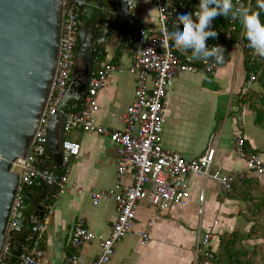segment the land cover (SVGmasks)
<instances>
[{
	"label": "crops",
	"instance_id": "1",
	"mask_svg": "<svg viewBox=\"0 0 264 264\" xmlns=\"http://www.w3.org/2000/svg\"><path fill=\"white\" fill-rule=\"evenodd\" d=\"M199 2L188 0L180 6L172 20L171 30L179 26L181 12L190 11L193 19H197L195 11L199 9ZM153 8L159 25L155 0H139L136 18L133 19L149 32L159 28L155 22L145 21ZM228 18L222 14L214 18L210 27L218 32V36L207 38L209 47L226 28ZM127 28L123 29L125 32L121 31L120 37L113 35L96 56L122 69V72L115 70L109 75L105 87L97 95L100 109L93 115L97 125L118 131L125 129L121 117L134 102L137 88L136 76L128 72L134 63V53L133 47L126 43ZM171 42L183 60L196 62V58L191 56L192 49L180 51L175 42ZM224 55L226 62L215 74L184 73L171 81L165 99L162 139L165 149L194 159L204 154L211 136L215 135L214 166L233 172L244 169L246 165L235 150V142L241 136L245 139L247 153L257 155L264 162V125L247 102L252 94L261 95L263 88L256 81L246 91L251 73L247 69L245 53L228 51ZM257 57L264 59V55L258 53ZM151 87L149 79L148 88ZM67 138L77 141L81 150L79 157L69 164L68 189L57 199L54 213L41 233V247L45 252L43 264L63 263L70 250L73 227L80 220L98 239L79 248L78 264H89L95 260L101 253L100 241L110 236L118 211L112 199L94 206L92 192L109 190L117 185L120 190L134 181L133 170L118 176V145L109 137L77 128ZM244 190L235 186L230 193H225L216 182L205 183L195 175L191 178V196L185 206L173 204L167 211H157L145 203L141 204L132 232L116 244L108 264H191L200 232L212 233L209 249L216 251L218 258L230 249L233 254L241 256L242 252L244 258L252 257L255 261L256 247L264 242V193L254 194L256 199L251 201L243 197ZM202 194L203 202L200 201ZM31 215L35 214L32 212ZM149 221L152 224V241L143 247L135 232L142 230ZM235 257L230 259L227 253L222 264H236Z\"/></svg>",
	"mask_w": 264,
	"mask_h": 264
},
{
	"label": "built area",
	"instance_id": "2",
	"mask_svg": "<svg viewBox=\"0 0 264 264\" xmlns=\"http://www.w3.org/2000/svg\"><path fill=\"white\" fill-rule=\"evenodd\" d=\"M187 1L155 0L160 25L155 32L147 31L134 20L129 21L126 43L133 47L134 63L128 72L136 76L137 88L134 102L121 117L125 123V129L122 131L99 126L93 121L94 113L100 109L97 102L99 91L105 87L113 71L122 72V69L115 65L94 57L93 73L85 100L81 107L77 108V105L66 114L65 139L62 144L63 174L55 192L47 200L43 218L31 215L30 222L33 227L24 238L18 264H43L45 252L41 247V233L45 230L46 221L54 213L57 199L68 189L66 184L70 171L69 164L79 157L80 144L67 138V135L77 128L107 136L118 145L119 177L126 175L130 170L134 171V181L131 185L120 190L117 185L109 190L92 192L94 206H98L103 200L112 199L116 204L118 215L112 224L110 236L100 241V255L89 264L110 262L115 253L116 244L132 232L137 209L141 204L145 203L157 211H167L173 204L185 206L191 196V178L195 175L200 176L205 183L216 182L225 193H230L236 185L242 184L249 177H255L264 184V162L257 155L247 153L243 136L237 138L235 150L239 157L245 160L246 165L244 169L233 172H226L222 167L214 166L215 135L211 136L204 154L194 159H187L183 154L163 147L165 99L171 81L184 73L215 74L217 69L226 62V55L222 61L213 63L197 58L194 63L183 60L178 55L171 39L165 40L164 31H171L173 18L179 7L184 6ZM250 2L251 0H237L235 6H245L250 9ZM65 8L60 53L52 91L29 153L24 159H18L12 166V171L20 175V185L7 226V234L10 238L14 237L17 226L16 218L25 202L23 185L25 184L33 191L44 186L50 179V168L40 167L41 162L51 159L48 151L47 123L57 111L70 83L82 21L80 3L65 0ZM145 31L148 39L144 38ZM244 31L240 19H233L229 16L226 28L222 30L213 45H223L225 54L228 51L243 52L249 61L253 62L257 58V53L249 46ZM235 32L237 35L234 37ZM149 79L152 81L150 89L148 88ZM256 81L255 74L251 73L246 91ZM203 200L204 194L200 196V201L203 202ZM151 229L152 224L149 221L142 230L135 232L140 238L141 246L145 247L151 243ZM97 239V235L85 226L83 220L76 222L72 231L70 250L62 264H78L79 248ZM211 239V232L199 233L195 257L191 264H217V252L209 249ZM7 250L8 243L4 255Z\"/></svg>",
	"mask_w": 264,
	"mask_h": 264
},
{
	"label": "water",
	"instance_id": "3",
	"mask_svg": "<svg viewBox=\"0 0 264 264\" xmlns=\"http://www.w3.org/2000/svg\"><path fill=\"white\" fill-rule=\"evenodd\" d=\"M73 2L80 3L82 11L79 45L70 83L47 123L50 179L35 191L23 185L25 202L10 238L7 226L20 185L12 166L29 153L52 91L66 8L65 0H0V264H18L24 238L33 227L32 212L43 218V203L57 188L63 174L66 114L85 100L95 51L113 35L120 37L137 14L136 8L134 13L125 11L126 0Z\"/></svg>",
	"mask_w": 264,
	"mask_h": 264
},
{
	"label": "clouds",
	"instance_id": "4",
	"mask_svg": "<svg viewBox=\"0 0 264 264\" xmlns=\"http://www.w3.org/2000/svg\"><path fill=\"white\" fill-rule=\"evenodd\" d=\"M256 2L261 9H264V0H256ZM138 3L139 0H126L125 11L134 13ZM220 14L225 17L231 16L233 19L239 18L244 26V35L249 41V46L259 55H264V21L260 19L258 12H253L245 6H235L233 0H200L199 9L195 11L197 19H193V13L190 11L180 13L179 26L171 31L165 30V40L174 41L180 51L192 49L193 58L203 59L209 63L222 61L224 46L215 44L209 47L207 45L208 37L218 36V32L210 25ZM145 21L156 23L154 8L149 10ZM144 38L148 39L146 31Z\"/></svg>",
	"mask_w": 264,
	"mask_h": 264
},
{
	"label": "trees",
	"instance_id": "5",
	"mask_svg": "<svg viewBox=\"0 0 264 264\" xmlns=\"http://www.w3.org/2000/svg\"><path fill=\"white\" fill-rule=\"evenodd\" d=\"M237 2V0H233V3L235 5V3ZM250 10L253 12H258L260 15V19L262 21H264V9H261L259 7V5L257 4L256 0H252L250 2ZM225 23H223L224 25ZM237 35V32H235L234 37ZM245 39L247 40L246 36ZM101 50H97L94 53V57L100 55ZM248 61V65H247V69L249 71V73H254L257 79V82L261 85V87L263 88V93H261V95H256V94H252L251 97H249L247 99V102L249 103L250 107H252L253 109H255L257 115H258V121L261 122L262 125H264V59L262 58H256V60H254L253 62H250L249 59L247 58ZM250 96V95H249ZM83 103L78 104V107H81ZM49 159L46 163L41 162L40 163V167L44 168L47 167L48 164L50 163ZM254 185V180L252 179H245L242 184H238L236 186H238L239 188L245 189L244 190V194L243 197L246 200H255L256 198L254 196H251L248 193V190L250 188H252ZM35 191V190H33ZM228 253V255L230 254V259H232L233 256H237L236 258V264H255L254 261L251 259H246L244 258V255L242 252H240V255L244 258V260L242 259L241 256H238L236 254L232 253V250L228 249L225 252H223V255H221V257H217L218 259L216 260L217 262H219L220 264H222L223 262V258H225L226 254ZM218 264V263H217Z\"/></svg>",
	"mask_w": 264,
	"mask_h": 264
},
{
	"label": "rangeland",
	"instance_id": "6",
	"mask_svg": "<svg viewBox=\"0 0 264 264\" xmlns=\"http://www.w3.org/2000/svg\"><path fill=\"white\" fill-rule=\"evenodd\" d=\"M67 135V134H66ZM68 136V135H67ZM251 179V178H249ZM252 180H254V185L252 188H250V193L252 196H254V194H258L259 195V191H262V193H264V184L261 183L257 178L252 177ZM255 190V191H253ZM255 192V193H254ZM261 193V194H262ZM256 255H255V264H264V242L261 243L260 247H256Z\"/></svg>",
	"mask_w": 264,
	"mask_h": 264
},
{
	"label": "flooded vegetation",
	"instance_id": "7",
	"mask_svg": "<svg viewBox=\"0 0 264 264\" xmlns=\"http://www.w3.org/2000/svg\"><path fill=\"white\" fill-rule=\"evenodd\" d=\"M79 45V44H78Z\"/></svg>",
	"mask_w": 264,
	"mask_h": 264
}]
</instances>
